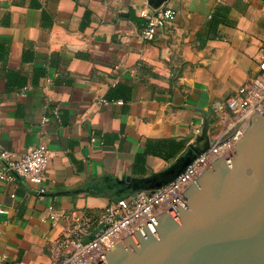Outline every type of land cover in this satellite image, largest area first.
I'll return each mask as SVG.
<instances>
[{
    "label": "crops",
    "instance_id": "crops-1",
    "mask_svg": "<svg viewBox=\"0 0 264 264\" xmlns=\"http://www.w3.org/2000/svg\"><path fill=\"white\" fill-rule=\"evenodd\" d=\"M154 1L0 0V154L49 156L43 183L0 185L3 264H51V244L114 183L184 157L138 161L147 140L186 148L206 123L213 137V106L258 74L264 0H165L176 16L145 43L139 11Z\"/></svg>",
    "mask_w": 264,
    "mask_h": 264
},
{
    "label": "water",
    "instance_id": "water-1",
    "mask_svg": "<svg viewBox=\"0 0 264 264\" xmlns=\"http://www.w3.org/2000/svg\"><path fill=\"white\" fill-rule=\"evenodd\" d=\"M207 129L167 175L114 185L152 192L169 183L209 147ZM89 264H264V113L178 198Z\"/></svg>",
    "mask_w": 264,
    "mask_h": 264
},
{
    "label": "built area",
    "instance_id": "built-area-1",
    "mask_svg": "<svg viewBox=\"0 0 264 264\" xmlns=\"http://www.w3.org/2000/svg\"><path fill=\"white\" fill-rule=\"evenodd\" d=\"M139 16L143 19L139 39L146 43L154 40L159 30L174 20L176 12L160 6L156 9L143 8ZM257 64L256 77L244 83L235 96L213 106L214 135L209 137V147L205 151L194 157L175 179L159 189L136 191L111 201L100 211L85 212L72 219L50 246H57L61 250L51 264L91 263L178 198L213 159L231 150L253 121L264 113V49L259 52ZM117 103L121 104V101ZM200 132L197 130L196 137ZM194 139L190 144L194 143ZM48 160V152L43 147L27 150L18 159L0 154V185L17 180L32 185L43 183ZM5 259V255L0 256V264Z\"/></svg>",
    "mask_w": 264,
    "mask_h": 264
},
{
    "label": "trees",
    "instance_id": "trees-1",
    "mask_svg": "<svg viewBox=\"0 0 264 264\" xmlns=\"http://www.w3.org/2000/svg\"><path fill=\"white\" fill-rule=\"evenodd\" d=\"M184 142L175 141L172 139H161V140H147L144 148V153L138 157V161H143L147 155L159 157L165 161L174 159L182 150L185 151ZM101 190V189H98ZM116 199L128 196L136 191L128 190L126 187L121 186L118 189Z\"/></svg>",
    "mask_w": 264,
    "mask_h": 264
}]
</instances>
